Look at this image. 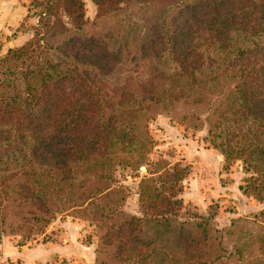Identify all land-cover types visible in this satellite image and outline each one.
Returning <instances> with one entry per match:
<instances>
[{"label": "trees", "instance_id": "trees-1", "mask_svg": "<svg viewBox=\"0 0 264 264\" xmlns=\"http://www.w3.org/2000/svg\"><path fill=\"white\" fill-rule=\"evenodd\" d=\"M93 3L88 18L83 0L30 1L31 37L0 60V232L13 219L31 236L54 212L79 211L113 264H209L215 244L178 222L187 167L147 157L146 122L158 106L205 119L210 143L250 170L240 188L264 199V0ZM142 165L132 215L114 171ZM203 219L193 225L206 233ZM146 224L173 233L179 260L144 241Z\"/></svg>", "mask_w": 264, "mask_h": 264}, {"label": "rangeland", "instance_id": "rangeland-1", "mask_svg": "<svg viewBox=\"0 0 264 264\" xmlns=\"http://www.w3.org/2000/svg\"><path fill=\"white\" fill-rule=\"evenodd\" d=\"M30 1L32 0L22 2L28 6ZM83 1L85 15L92 18L95 14L93 0ZM164 1L168 3L177 0ZM28 8L27 14L17 24L0 25V60L9 48L19 47L31 37L37 17L36 8ZM131 65L133 64L130 67ZM3 69L5 64L0 62V71ZM5 75L8 80L12 79V74ZM21 85L18 81V87ZM7 87H4L5 91L10 89ZM167 111L168 109L158 106L150 112L152 115L146 123L152 145L147 157L150 160L161 159L163 164L178 162L187 167L188 172L180 183L181 190L178 194L182 201L178 222L182 225V222L190 219L184 226L195 233L199 246L208 242L207 239L215 244L210 252L209 258L212 259L209 264H264V214L258 215L264 210V199H257L240 188L251 174L250 170L241 160L226 161L220 150L210 143L203 115V121L188 122L182 117V109L179 108L174 113ZM145 173L144 165L139 169L116 167L114 176L122 191L115 196L119 198L125 195V199L120 201V208L125 213L140 215L137 182ZM52 215L42 230L32 232L31 236L21 235L20 231L14 229L13 219L8 220L4 231L0 232V264H98L100 255L107 258V264L114 263L108 254L97 252L96 227L84 219L82 213L57 211ZM202 217L210 222L206 233L201 227L199 231L193 225V222L202 220ZM177 225L179 223L174 221L173 230ZM215 235L221 238V247L216 245ZM141 237L144 241L151 240L156 245H163L171 259L179 260L180 254L172 239L173 233L159 232L155 226L146 224ZM205 249L202 248L203 251ZM217 254L221 256L213 258ZM169 264L176 262L170 261ZM179 264L184 263L181 261Z\"/></svg>", "mask_w": 264, "mask_h": 264}, {"label": "crops", "instance_id": "crops-1", "mask_svg": "<svg viewBox=\"0 0 264 264\" xmlns=\"http://www.w3.org/2000/svg\"><path fill=\"white\" fill-rule=\"evenodd\" d=\"M22 1L0 0V25H15L20 18L27 14L28 6Z\"/></svg>", "mask_w": 264, "mask_h": 264}]
</instances>
